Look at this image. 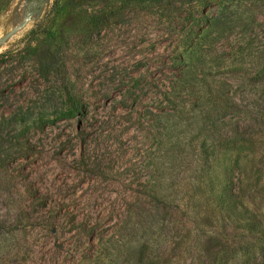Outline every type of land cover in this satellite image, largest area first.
I'll use <instances>...</instances> for the list:
<instances>
[{"label":"rangeland","instance_id":"obj_1","mask_svg":"<svg viewBox=\"0 0 264 264\" xmlns=\"http://www.w3.org/2000/svg\"><path fill=\"white\" fill-rule=\"evenodd\" d=\"M113 11L107 27L94 26L93 15ZM203 11L189 6L166 17L127 0H0V39L27 21L0 47V264H81L106 223L143 190L137 176L162 174V215L181 219L215 157L238 158L237 191L264 220V83L247 74L256 77L264 60V0H213ZM198 15L215 19L200 28ZM33 49L55 52L58 68L43 76ZM208 86L235 91L253 151L215 149L229 133L203 106ZM67 91L82 98L80 117L61 116ZM40 113L56 122L38 126ZM31 189L48 197L49 210L34 203ZM99 216L93 237L71 228ZM183 229L181 221L169 225L172 246ZM210 230L200 233L207 251L194 264L219 262L227 243L228 264H264L260 235L233 222L224 237ZM146 236L155 237L152 227Z\"/></svg>","mask_w":264,"mask_h":264},{"label":"trees","instance_id":"obj_2","mask_svg":"<svg viewBox=\"0 0 264 264\" xmlns=\"http://www.w3.org/2000/svg\"><path fill=\"white\" fill-rule=\"evenodd\" d=\"M213 0H127V3L134 8H140L145 11L155 12L161 16L172 17L178 8L201 7L206 11ZM121 6L119 8L122 9ZM203 11V12H204ZM114 15V11L103 15H93V24L98 28H105L109 25ZM214 16L198 15L196 17L197 25L200 28L205 24L212 23ZM34 50V49H33ZM36 55L40 63L43 76H49L58 68V59L56 54L45 51H37ZM4 54H0L3 57ZM186 55L180 56L179 66L186 67ZM258 68L256 77L248 72V78L264 83V60L255 64ZM184 86L189 87L191 81L184 80ZM188 85V86H187ZM192 83L190 89L194 88ZM133 87H128L130 91ZM135 88V87H134ZM133 88V89H134ZM203 106L212 119L214 127H217V119L222 117L225 130L229 136L215 145V149L221 152L230 151L237 154L245 150H252L248 145L253 142L249 135H242L240 126L242 123L241 116L238 115L239 104L235 97L233 89H222L221 87H206L202 93ZM66 105L61 109V116L80 117L85 113L82 98L72 91H67ZM150 113H153L151 110ZM58 117V116H57ZM35 123L38 126H44L48 122H56L55 119L46 117L40 113L36 117ZM147 124L152 125L157 122V118L146 119ZM217 156L214 155V157ZM213 157V158H214ZM209 181L204 183L199 189V194L193 205L187 206L186 215L179 217L172 214L170 217L162 215L166 201L167 190L165 188V177L161 174L159 178L152 179L147 175L137 176V181L144 186L143 190L135 193L122 204L121 215H116L115 219L106 223L100 235L98 247L90 251L89 254L81 258V264H194V255L199 254L201 257L207 251L208 238L205 234H200L206 227H210V237H224L230 222L235 223L236 227L245 228L248 232L260 235L264 242V220L258 217L257 212L247 204L241 192L237 191L235 172L239 166L238 158L234 163L221 160L215 157L212 164ZM205 172V167L202 168ZM30 197L35 204H39L44 209L49 210L48 197L41 195L37 189L29 190ZM53 216H56L54 213ZM99 220L94 223H88V218L77 219L71 225L82 231L89 237H93L99 232ZM182 222L184 229H187L182 235L177 236L178 242L172 246L171 232L168 229L171 223ZM153 228L155 237L146 236V228ZM201 230V231H200ZM176 246V247H175ZM222 254L223 257L218 262L216 259L213 264H228V260L234 247L225 244ZM177 252L176 259L170 257ZM193 256L192 261H187V256ZM194 259V260H193ZM186 261V262H185Z\"/></svg>","mask_w":264,"mask_h":264},{"label":"water","instance_id":"obj_3","mask_svg":"<svg viewBox=\"0 0 264 264\" xmlns=\"http://www.w3.org/2000/svg\"><path fill=\"white\" fill-rule=\"evenodd\" d=\"M34 1H35V0H34ZM26 23H27V21L24 22L22 25L17 26V27L14 28L12 31H10L9 33H7L4 37H2V38L0 39V47H1V45H2L3 43H5L6 41H8L9 38H10L13 34H15V33H16L21 27H23Z\"/></svg>","mask_w":264,"mask_h":264}]
</instances>
